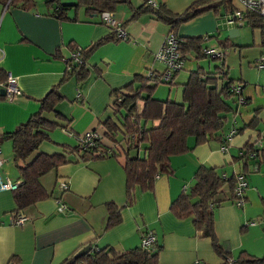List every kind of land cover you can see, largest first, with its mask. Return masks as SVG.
Listing matches in <instances>:
<instances>
[{"label": "crops", "instance_id": "obj_1", "mask_svg": "<svg viewBox=\"0 0 264 264\" xmlns=\"http://www.w3.org/2000/svg\"><path fill=\"white\" fill-rule=\"evenodd\" d=\"M146 1L149 7L164 4L171 12L179 13L193 0H118L113 12L126 37L95 47L87 60L89 73L80 82L74 75L63 79L71 55L70 44L88 46L107 34L112 28L99 15L87 13L84 6L69 8L66 16L60 17L43 2L29 7L0 3V82L6 81L7 72H11L22 91L12 99L0 91L3 174L12 179L21 177V161L12 158V140L6 134L40 109L41 99L51 87L56 86L62 94L56 103L60 112L56 120L76 134L95 129L103 136L104 121L115 119L113 89L131 83L136 76L162 70L155 52L170 29L169 23L151 10L131 17L134 9ZM209 2L192 18L177 23L173 31L182 39L200 36L205 48L213 46L223 51L229 77L242 84L246 101L228 115L224 132L232 128H237V132L226 148H221V139L197 141L189 136V149L170 156L172 170L157 175L150 188L136 185L130 203L122 155L89 160L80 159L76 153L69 155L70 161L40 176L46 195L21 208H17L13 190H0V264H63L86 243L123 251L139 244L147 231H153L162 244V264H223L224 257L195 228L192 217L178 218L170 209L182 189L193 183L201 164L214 166L228 176L245 171L243 203L237 205L228 185L223 186L222 195L227 198L214 208V231L234 258L241 254L264 255V66L258 65L264 54L261 32L246 22L228 23L225 4L221 0ZM231 3L235 8L240 6L238 0ZM232 27L238 31L233 30L234 35L230 36ZM185 55V64L175 80L186 79L192 69L212 67L215 63L209 56L197 57L194 51H186ZM151 92L162 99L182 98L181 85L161 82ZM47 134L49 139L40 145L43 151H59L65 144L76 143L74 135L60 125L47 130ZM256 140L261 141L263 150L258 168L254 169V159L244 164L236 156L241 146ZM62 181L67 182L66 189L60 187ZM109 200L121 207V220L106 227ZM60 204L63 207L58 210ZM15 212L26 215V220L14 223Z\"/></svg>", "mask_w": 264, "mask_h": 264}, {"label": "trees", "instance_id": "obj_2", "mask_svg": "<svg viewBox=\"0 0 264 264\" xmlns=\"http://www.w3.org/2000/svg\"><path fill=\"white\" fill-rule=\"evenodd\" d=\"M209 1L212 0H193L179 13L171 12L164 4L149 7V2L146 1L134 9L131 17L145 10H151L156 17L169 23V32L175 30L177 23L192 18L206 8ZM221 1L225 4L226 11L235 10L231 0ZM39 2H43L52 14L61 17L66 16L67 9L72 6H84L87 13L100 16L104 10L114 11L118 0H0V3L4 5L23 7L34 6ZM244 22L252 28L260 29L261 43L264 46V18L258 13L248 11L244 14L241 23ZM178 38L184 58L186 51H194L197 57L209 56L211 61L215 62L213 66L192 69L183 80H175L179 70L168 79L162 78L161 71H155L151 74L136 76L131 83L114 88L112 105L115 119L104 121L106 129L103 136L105 139L97 132L93 140L82 141L78 137L80 134L73 132L71 135H74L76 139L75 145L65 144L59 151L54 152L40 149L41 143L49 139L47 130L59 125L65 126L64 123L56 120L60 115L56 103L62 98L56 86L51 87L42 97L41 107L37 112L7 132L6 135L12 140V158L15 161H21V177L18 178L21 182L13 190L17 208L43 198L46 192L40 176L59 164L70 161L69 155H75V153L82 160L99 156L122 155L127 203H130L134 200L133 189L136 185L141 189L150 188L157 175L172 170L169 158L189 149L187 146L189 136H194L197 141L221 139L222 145L228 142L225 139L227 132H224V126L229 113L236 112L239 106L242 84L229 77L223 61L224 55L215 56L205 53L200 36ZM206 38L208 37H204ZM120 39L122 38L116 36V31L111 29L88 46L78 47L76 44H70V50L77 52L79 60L69 57L63 79L74 75L78 82L84 80L89 73L87 60L95 47L109 40ZM135 80H138L139 84L133 85ZM161 82L181 85L182 98L162 99L153 96L151 91ZM235 84L241 86L240 92L233 89ZM139 102L142 103L141 106ZM261 150H263V145L258 143V140L247 142L241 146L236 160L245 164L252 158L254 169H257ZM238 172H242L244 176L246 174L242 170ZM235 174L228 176L225 171L218 170L214 166L199 165L193 176V183L189 188L182 189L172 201L170 209L178 218L192 217L195 228L201 235L208 237L213 249L224 257L223 264L264 262V255L245 256L241 254L234 258L214 231V208L227 198L222 195L223 186L228 185L231 198L236 203ZM106 206L108 211L106 227H111L121 220V207L113 200L107 201ZM147 232L141 235V239ZM161 245L157 242V238L150 246L144 247L139 243L123 251H115L108 245H91L90 251L75 258L77 248L64 260L63 264H73L77 260L84 261L86 264H162L159 261ZM193 264L203 263L198 261Z\"/></svg>", "mask_w": 264, "mask_h": 264}, {"label": "built area", "instance_id": "obj_3", "mask_svg": "<svg viewBox=\"0 0 264 264\" xmlns=\"http://www.w3.org/2000/svg\"><path fill=\"white\" fill-rule=\"evenodd\" d=\"M240 6L236 7L235 10L229 12L227 14L226 21L228 23H241L243 20V16L246 12L252 11L260 14L264 18V0H238ZM102 21L110 26L112 29L116 31V36L119 38H124L126 32L124 28H122L119 21L115 18L114 12L110 10H104L101 12ZM206 54L215 55V56H223V51L219 50L216 47L209 46L204 49ZM70 58H74L75 60H79L77 52L71 51ZM155 59L160 61L163 65L161 70L162 78L168 79L175 71L180 70L185 64V58L183 56L182 51L180 50V40L178 36L173 32L169 31L165 34L160 46L157 48L155 52ZM259 66H264V54L258 60ZM1 87L3 88L6 96L10 99L14 98L18 94H20L21 88L18 82V79L11 72H7L6 81L0 82ZM237 92H240L241 86L239 84H235L233 86ZM80 93H78L79 95ZM245 102L244 96L241 94L239 97V105ZM63 129L72 134L70 130L67 128ZM235 133V128L230 129L225 134V139L230 140L232 135ZM96 130H89L80 134L79 140L85 141V139L93 140L96 137ZM261 143V141H258ZM224 150L226 148V143L221 146ZM3 162V158L1 155L0 148V190L3 189H11L14 190L19 186L21 179H12L8 174H3L1 170V165ZM236 177V185H235V200L237 205H241L244 201V191L247 186V180L242 172H237L235 174ZM60 187L62 189H66L68 187L67 182L62 181L60 183ZM63 207L62 204L59 205V209ZM27 216L21 212H15V216L13 218L14 223L21 224L26 220ZM156 241V234L153 231H148L144 237L140 240L141 246H150L154 244ZM73 264H86L84 261L77 260Z\"/></svg>", "mask_w": 264, "mask_h": 264}, {"label": "water", "instance_id": "obj_4", "mask_svg": "<svg viewBox=\"0 0 264 264\" xmlns=\"http://www.w3.org/2000/svg\"><path fill=\"white\" fill-rule=\"evenodd\" d=\"M214 3H218V2H214ZM233 30H236V33H237L238 28H237V27H232V28H230V29H229V35H230V36H233V35H234V34H233ZM0 91H4L3 88H0ZM91 247H92V246H91V244H89V243L84 244L82 247H80V248L76 251V253L74 254V257H75V258L80 257L81 255L85 254L86 252L90 251Z\"/></svg>", "mask_w": 264, "mask_h": 264}, {"label": "rangeland", "instance_id": "obj_5", "mask_svg": "<svg viewBox=\"0 0 264 264\" xmlns=\"http://www.w3.org/2000/svg\"><path fill=\"white\" fill-rule=\"evenodd\" d=\"M61 1H71V0H61ZM71 8H75L74 6H72ZM217 48V47H216ZM185 78H182V79H178V80H183Z\"/></svg>", "mask_w": 264, "mask_h": 264}]
</instances>
